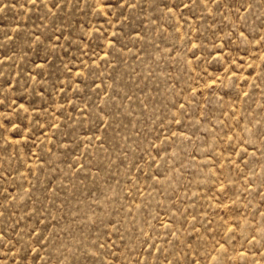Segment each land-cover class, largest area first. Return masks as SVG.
I'll use <instances>...</instances> for the list:
<instances>
[{"label":"rangeland","instance_id":"1","mask_svg":"<svg viewBox=\"0 0 264 264\" xmlns=\"http://www.w3.org/2000/svg\"><path fill=\"white\" fill-rule=\"evenodd\" d=\"M0 264H264V0H0Z\"/></svg>","mask_w":264,"mask_h":264}]
</instances>
